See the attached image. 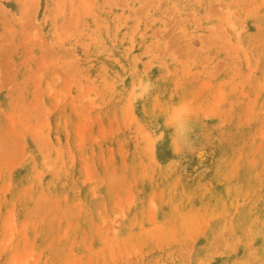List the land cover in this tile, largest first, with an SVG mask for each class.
I'll use <instances>...</instances> for the list:
<instances>
[{
    "label": "rangeland",
    "instance_id": "rangeland-1",
    "mask_svg": "<svg viewBox=\"0 0 264 264\" xmlns=\"http://www.w3.org/2000/svg\"><path fill=\"white\" fill-rule=\"evenodd\" d=\"M0 264H264V0H0Z\"/></svg>",
    "mask_w": 264,
    "mask_h": 264
}]
</instances>
